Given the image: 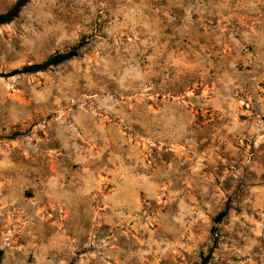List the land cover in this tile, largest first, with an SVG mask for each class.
<instances>
[{"label": "rangeland", "instance_id": "obj_1", "mask_svg": "<svg viewBox=\"0 0 264 264\" xmlns=\"http://www.w3.org/2000/svg\"><path fill=\"white\" fill-rule=\"evenodd\" d=\"M215 238L209 264H264V0H30L0 25V264H200Z\"/></svg>", "mask_w": 264, "mask_h": 264}, {"label": "trees", "instance_id": "obj_2", "mask_svg": "<svg viewBox=\"0 0 264 264\" xmlns=\"http://www.w3.org/2000/svg\"><path fill=\"white\" fill-rule=\"evenodd\" d=\"M30 0H19L16 5L7 13L5 14H0V25H4V24H8L10 23L12 20H14L19 13L21 12L22 8L29 2ZM77 54L76 52H70L66 55H55L53 57H51L50 59H48L46 62L42 63V64H35V65H31V66H27L25 68L22 69V73L24 72H29V73H36V72H40V71H44L47 68L51 67V66H55V65H59L61 63H63L64 61L70 60L74 57H76ZM20 72H15V74H19ZM231 210V205L228 202V204L226 205V208L224 209L223 212H221L217 218L215 219V223L216 224H221L223 222V220L228 216L229 212ZM217 231V228L214 227L213 228V233L215 234ZM217 245V239L215 238V242H214V247L212 248V250L210 251V253L203 258L202 262L200 264H209L211 259H212V255H213V250Z\"/></svg>", "mask_w": 264, "mask_h": 264}]
</instances>
